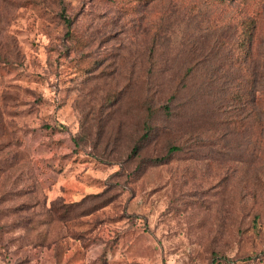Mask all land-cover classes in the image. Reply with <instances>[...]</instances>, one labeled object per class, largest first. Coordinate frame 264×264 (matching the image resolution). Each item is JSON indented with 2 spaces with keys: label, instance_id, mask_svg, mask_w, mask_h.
Masks as SVG:
<instances>
[{
  "label": "rangeland",
  "instance_id": "1",
  "mask_svg": "<svg viewBox=\"0 0 264 264\" xmlns=\"http://www.w3.org/2000/svg\"><path fill=\"white\" fill-rule=\"evenodd\" d=\"M0 264H264V0H0Z\"/></svg>",
  "mask_w": 264,
  "mask_h": 264
},
{
  "label": "trees",
  "instance_id": "2",
  "mask_svg": "<svg viewBox=\"0 0 264 264\" xmlns=\"http://www.w3.org/2000/svg\"><path fill=\"white\" fill-rule=\"evenodd\" d=\"M175 148H176V146H170L169 150H172V149H175Z\"/></svg>",
  "mask_w": 264,
  "mask_h": 264
}]
</instances>
